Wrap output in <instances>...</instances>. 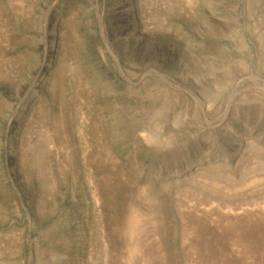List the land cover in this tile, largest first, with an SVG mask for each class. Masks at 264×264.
<instances>
[{
	"label": "rangeland",
	"instance_id": "obj_1",
	"mask_svg": "<svg viewBox=\"0 0 264 264\" xmlns=\"http://www.w3.org/2000/svg\"><path fill=\"white\" fill-rule=\"evenodd\" d=\"M0 264H264V0H0Z\"/></svg>",
	"mask_w": 264,
	"mask_h": 264
}]
</instances>
